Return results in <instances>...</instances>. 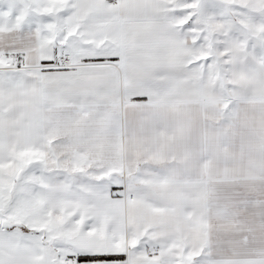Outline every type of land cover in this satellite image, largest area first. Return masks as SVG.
Wrapping results in <instances>:
<instances>
[{
    "label": "snow or ice",
    "instance_id": "1",
    "mask_svg": "<svg viewBox=\"0 0 264 264\" xmlns=\"http://www.w3.org/2000/svg\"><path fill=\"white\" fill-rule=\"evenodd\" d=\"M0 264H264V0H0Z\"/></svg>",
    "mask_w": 264,
    "mask_h": 264
}]
</instances>
